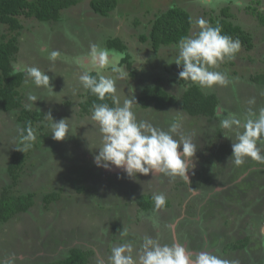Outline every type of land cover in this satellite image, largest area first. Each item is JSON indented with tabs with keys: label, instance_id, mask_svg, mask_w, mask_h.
Returning a JSON list of instances; mask_svg holds the SVG:
<instances>
[{
	"label": "rangeland",
	"instance_id": "rangeland-1",
	"mask_svg": "<svg viewBox=\"0 0 264 264\" xmlns=\"http://www.w3.org/2000/svg\"><path fill=\"white\" fill-rule=\"evenodd\" d=\"M91 1L79 0L76 6L64 10L57 22L19 18L23 30L13 65L16 69L35 66L46 72L54 94H58L37 88L26 78L20 88L23 103H28L30 92L37 95L39 100L31 110L51 112L55 121L70 120L71 134L63 141H55L50 120L45 117L35 124L36 139L29 150L20 151L26 159L18 185L12 188L15 195H34L35 205L0 224V261L43 264L65 257L72 248H80L92 252L89 264H97L100 259L107 261L111 248L126 240L137 249L145 235L171 244L168 226L175 224L176 239L193 252L202 251L206 245L195 249V242L188 247L184 240L188 234L220 244V252L228 243L222 231H230L235 239L248 235L254 241L249 242L250 252H234L235 257L242 264H264V161L247 158L240 167L228 162L234 134L225 133L217 115L191 117L181 107L187 88L200 87L179 79L180 67L174 63L177 47H162L155 53L151 43L141 39L148 36L157 15L172 7H181L194 21L203 18L209 24L210 18L217 20L222 9L229 8L231 21L251 35L254 48L242 46L231 62L225 60L216 69L228 75L227 86L200 89L207 95H216L225 114L232 112L243 119L249 110L258 114L264 108V86L253 82L256 76L264 75V26L251 12V8L264 11V0H240L242 6H237V0H118L108 17L96 14ZM2 34L12 35L8 26L0 24V37ZM110 39H120L132 58L131 69L120 64L129 73L126 79L116 82L122 98L125 93L137 102L147 86L161 87L176 98L173 106L162 111L154 107L144 110L138 105L133 110L138 120L164 130L174 120L182 122V133L190 136L197 147L192 158L195 167L188 172L190 184L181 177L163 174L155 178L151 173L137 174L130 179L121 170L107 171L94 164L99 132L90 119L91 112L84 114L80 109L85 90L79 84L80 69L74 58L86 53L92 43L107 48ZM45 47L47 52L43 51ZM52 50L62 54L55 62L48 59ZM253 99L255 103L249 104ZM19 115L20 110L6 113L0 106V197L5 187L12 186L14 179L8 168L13 154L22 148L18 128H23V122H19ZM258 146L264 148V143ZM190 188L197 192L193 194ZM53 193L59 197L46 205L45 198ZM159 193L166 196L168 206L140 210L137 202L141 196ZM123 227L128 230L126 237L120 234ZM219 256L238 264L232 257Z\"/></svg>",
	"mask_w": 264,
	"mask_h": 264
},
{
	"label": "clouds",
	"instance_id": "clouds-1",
	"mask_svg": "<svg viewBox=\"0 0 264 264\" xmlns=\"http://www.w3.org/2000/svg\"><path fill=\"white\" fill-rule=\"evenodd\" d=\"M237 6H242L240 0H237ZM176 47L178 54L174 63L181 68L179 79L199 85L202 89H210L230 83L228 75L216 69L226 59L234 58L242 44L238 38L222 34L219 24L212 26L199 18L194 21L191 34L182 37ZM43 51L47 52L48 49L45 47ZM61 55L59 51L52 50L48 59L55 62ZM123 55L92 43L86 53L74 58V63L80 69L79 84L85 92L96 96L100 101H105L106 98L112 101V106L108 103L92 105L90 119L99 132V146L95 148L98 154L93 156L94 164L107 171L113 168L121 170L130 179H135L137 174L148 176L151 173L154 178L161 174L181 177L190 184L188 172L195 167L192 158L197 150L196 144L190 136L182 133L180 120H174L164 130L148 121L137 119L133 110L138 105L135 97L124 93L122 98L116 87L117 80H124L129 76L128 71L120 65ZM16 70L25 74L26 82L30 80L37 88L51 89L54 94L46 72L28 65L19 66ZM38 100L37 95L30 92L25 109L30 110ZM248 103L254 104L255 101L249 100ZM225 112L222 108L217 110L220 127L225 133L231 132L235 137L234 141L231 139L232 155L228 162L240 167L247 158L264 161V148L258 146L264 143V108L259 109L258 114L249 110L243 119L235 113ZM44 116L52 122V139L63 141L71 134L68 123L70 120L55 121L51 112ZM18 133L22 148L17 150L26 152L36 139L35 130L29 122L28 126L18 128ZM224 136L228 138L227 135ZM190 191L193 194L197 192L191 188ZM152 200L155 210L162 209L166 204L163 193L154 194ZM168 227L172 232L171 244H162L158 237L145 235L137 249L132 241L126 240L111 248L107 261L100 259L97 264H230L208 251L193 252L187 249L176 239V225ZM221 233L229 236L230 231ZM120 234L126 237L128 230L123 227ZM250 241L254 243L253 240ZM0 264H12V261H0Z\"/></svg>",
	"mask_w": 264,
	"mask_h": 264
},
{
	"label": "trees",
	"instance_id": "trees-1",
	"mask_svg": "<svg viewBox=\"0 0 264 264\" xmlns=\"http://www.w3.org/2000/svg\"><path fill=\"white\" fill-rule=\"evenodd\" d=\"M78 3L79 0H0V24L8 26L9 32L12 33L11 37L4 34L0 37V106L6 113L20 110L18 120L20 123L23 122V128L28 126L30 122L31 127L34 129L36 123L45 119V114L40 111L25 109L20 94V88L24 84L26 76L23 72L16 70L13 65L15 57L20 51L19 38L20 32L23 30L19 18H33L40 22H57L64 10L76 6ZM90 3L92 10L102 17H108L118 6V0H92ZM251 12L256 16L259 24L264 26V11L251 8ZM231 18L230 9L223 8L220 17L217 20L210 18V22L212 26L219 24L222 27V34L229 35L233 39L238 38L242 46L247 50H252L254 44L251 35L240 26L235 25ZM193 27L194 19L191 14L176 6L157 15L156 19L152 21L148 36H143L141 39L142 41H149L153 51L157 53L162 47L176 46L182 37L191 34ZM107 48L124 53L125 56L120 64H126L131 69L132 58L126 53L127 46L120 39L108 40ZM234 58L226 59V61L231 62ZM180 70L181 68H179ZM253 82L264 86V75L256 76ZM81 99L80 109L84 114L91 112L94 103H108L112 106L110 99L106 98L105 101H100L96 96L87 92L81 95ZM175 102V97L161 89V87L157 88L156 86L145 87L137 101L141 109L147 110L154 107L160 111L173 106ZM219 106L220 102L216 95H207L195 85L187 88L181 98L182 109L191 117L215 118ZM25 159V155L20 151L12 156L8 172L15 182L13 181L14 185L12 183V186L5 187L2 191L0 197V224L8 223L15 216L28 212L35 205L34 195H15L12 190L15 185H18ZM58 197L59 195L55 193L48 195L45 198L46 205L51 204ZM137 204L141 211L155 210L152 195L141 196ZM168 204L166 202L165 206H168ZM247 240L248 238L239 241L237 244L229 243L225 247V251L231 248L235 250L245 248L248 243ZM91 256L92 252L90 251L72 248L65 257L43 264H89Z\"/></svg>",
	"mask_w": 264,
	"mask_h": 264
},
{
	"label": "flooded vegetation",
	"instance_id": "flooded-vegetation-1",
	"mask_svg": "<svg viewBox=\"0 0 264 264\" xmlns=\"http://www.w3.org/2000/svg\"><path fill=\"white\" fill-rule=\"evenodd\" d=\"M193 232H196V231H193ZM195 236H197V235L195 234L193 237H190V235L188 234L187 236H185V239L184 240H185L186 244L188 245V247H189V245H191V247H192V245L195 242L198 244V246L195 249H197L198 247L199 248L202 247V245H204V246L206 245V247L203 248L204 251H208V252H210V253L218 256V257H220L219 255H226L229 258L232 257V260L235 259L234 261L236 263H238V264H242L244 262H242L241 260H238V258L235 257L234 252H241V251L245 252V251H248L250 249V247H251V245L249 243L250 240H249L248 235L245 238H240V239H235V236L233 234H231V233L229 234V236L224 235V237L227 238L226 240H228V243H226V244L224 243V247L222 248L221 252L219 251L220 244H218V243L217 244H214V241H209L208 238L203 237L201 235L200 236L202 238L199 237V239L197 240V237L195 239ZM247 238H248V240H247L248 243H247V245H246L245 248H242V249L241 248H238L236 250L231 248L228 251H225V247L229 243L237 244L239 241L246 240ZM229 254H231V255H229ZM230 264H233V263L230 261Z\"/></svg>",
	"mask_w": 264,
	"mask_h": 264
}]
</instances>
